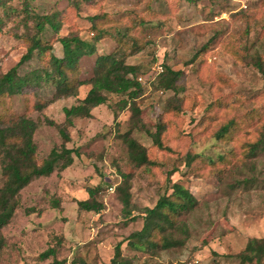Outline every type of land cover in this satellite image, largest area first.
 <instances>
[{
  "label": "rangeland",
  "instance_id": "obj_1",
  "mask_svg": "<svg viewBox=\"0 0 264 264\" xmlns=\"http://www.w3.org/2000/svg\"><path fill=\"white\" fill-rule=\"evenodd\" d=\"M56 2L38 0L35 5L39 12L48 13ZM67 7V2L57 5L65 13ZM68 12L70 23L82 30L83 40L93 38L90 18L106 15L112 23L104 21L105 29L114 36L126 35L133 50H139L128 63L144 67L137 103L146 124L131 135L148 149L154 166L133 169L129 163L120 136L130 131L133 121L128 108L115 106L121 98L112 97L114 110L101 106L92 119L75 120L66 145L75 151L73 165L22 191L20 208L2 230L7 243L0 264H111L119 244L132 264H242L248 241L264 239V150L254 155L246 151L264 134V78L251 63L254 56L264 60V0H94L82 5L81 11ZM68 32L66 25L62 34ZM114 48L113 40L97 44V53L81 60V79H90L96 57ZM25 53L14 35L1 33L0 73L9 72ZM54 53L62 55L59 43ZM166 66L182 72L175 91L156 86L158 68L165 71ZM39 67L33 59L19 74ZM89 88H81V98ZM40 90V101L28 93L12 97L11 105L15 114H28L39 124L35 142L42 162L63 144L58 128L47 125L45 113L62 124V104L74 100L53 103L38 113L35 102L43 103L54 94L49 86ZM175 103L182 111L167 112ZM231 119L238 125L233 139L216 141V132ZM157 125L165 126L166 150L155 147L149 135ZM191 153L203 155L192 171L184 163ZM221 156L227 164L219 162ZM121 173L132 174L129 213L117 197ZM176 183L197 200L192 211L178 217L187 234L174 238L183 245L148 252L128 247L145 226L146 209L155 208ZM96 188L102 212H81L78 201L89 198L87 189ZM53 248L55 258L40 260Z\"/></svg>",
  "mask_w": 264,
  "mask_h": 264
},
{
  "label": "trees",
  "instance_id": "obj_2",
  "mask_svg": "<svg viewBox=\"0 0 264 264\" xmlns=\"http://www.w3.org/2000/svg\"><path fill=\"white\" fill-rule=\"evenodd\" d=\"M38 0H0V34L6 33L16 37L26 53L18 64L7 73H0V165L3 185L0 188V254L6 246V239L2 230L12 221L16 211L20 208L21 193L34 181L52 176L55 171H65L74 163L75 151L66 147L71 141L68 129L73 128L77 119H92L93 112L101 106L115 109L111 106L112 97L121 98L116 104L120 110L129 109L132 128L129 132L120 136L127 148V156L133 169L154 166L150 160L148 149L131 133L140 125L145 129L144 112L137 103V96L141 88L138 79L144 73V67L139 64H129L128 59L139 50L127 43L126 35H113L105 29V22L111 24L106 15L93 16L90 18L89 30L93 34L91 41L80 37L82 30H77L76 23H70L68 9L82 10V5L90 4L94 0H57V4L48 13L39 12L35 2ZM67 2V13L58 10V3ZM113 21V20H111ZM13 25L12 28H8ZM67 25L70 30L66 35L62 34ZM72 27V28H71ZM24 30L23 33H19ZM78 31V32H75ZM105 40L116 42V48L111 53L96 57L93 76L81 79V60L92 57L97 53V44ZM62 47V55L54 53L55 44ZM36 59L39 68L20 75L19 71L26 63ZM254 66L264 78V60L260 56L251 58ZM182 72L174 71L166 66L165 71L158 75L156 86L163 91H175L176 84L180 80ZM90 86L84 99H79L81 87ZM52 87L54 94L52 99L35 102L34 111L45 112L53 103L64 100L76 99L72 105H62L64 121L57 124L49 115L45 121L50 127L58 128L63 144L54 148L50 155L40 162L37 158V144L35 134L39 124L24 114L19 116L12 111L11 99L16 95L24 97L33 95L35 100L40 101V89ZM41 91V90H40ZM128 97V99H125ZM176 98H174V101ZM114 106V107H115ZM180 113L181 106L175 103L167 107V112ZM113 112V111H112ZM113 114H118L114 113ZM156 132H149L153 138L154 146L160 150H166L162 136L165 126L157 125ZM238 131V125L234 120L223 124L214 135L216 141H231ZM248 154L254 155L264 150V134L256 143L246 146ZM203 160L202 154H188L184 159L185 167L194 170L195 164ZM221 164H227L226 157L221 156ZM215 163V162H214ZM212 163V164H214ZM215 165V164H214ZM122 182L117 188V197L124 206L125 212L129 213L131 207L132 174H122ZM98 189H87L89 198L79 200L78 206L81 212L101 213L102 204L95 199ZM197 205L190 190L182 183L172 186V192L163 196L156 207L146 209L145 226L142 231L133 236L136 243L129 241L136 251L148 252L155 250L168 251L175 247H181L183 241L175 239L176 234H187L186 224H179L178 217L189 213ZM40 215V213H38ZM56 257V249H49L40 256L45 261ZM240 261L242 264H264V239H250L242 251ZM111 264H132L122 255V245L115 249V256Z\"/></svg>",
  "mask_w": 264,
  "mask_h": 264
},
{
  "label": "crops",
  "instance_id": "obj_3",
  "mask_svg": "<svg viewBox=\"0 0 264 264\" xmlns=\"http://www.w3.org/2000/svg\"><path fill=\"white\" fill-rule=\"evenodd\" d=\"M81 88H82V87H81ZM89 89H90V88H89ZM89 89L87 90V92L89 91ZM80 91H81V89H80ZM87 92H86V94H87ZM80 93H81V92H79V96H78V98H79V99H84L85 96H86V94H85L84 97L81 98ZM73 100H74V101H72V102H70V103H64V104H65V105H72V104L75 103L76 99H73ZM62 105H63V104H62ZM94 112H95V111H94ZM94 112H93V114H94Z\"/></svg>",
  "mask_w": 264,
  "mask_h": 264
},
{
  "label": "built area",
  "instance_id": "obj_4",
  "mask_svg": "<svg viewBox=\"0 0 264 264\" xmlns=\"http://www.w3.org/2000/svg\"><path fill=\"white\" fill-rule=\"evenodd\" d=\"M161 73H163V68H162V67H159V68H158V75L161 74ZM143 80H144V78H143V77H140V78L138 79V82H143Z\"/></svg>",
  "mask_w": 264,
  "mask_h": 264
}]
</instances>
